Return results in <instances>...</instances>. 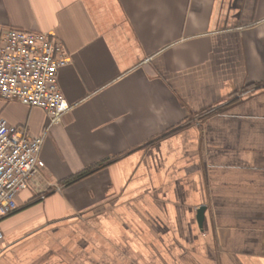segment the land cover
<instances>
[{
    "label": "crops",
    "instance_id": "obj_1",
    "mask_svg": "<svg viewBox=\"0 0 264 264\" xmlns=\"http://www.w3.org/2000/svg\"><path fill=\"white\" fill-rule=\"evenodd\" d=\"M8 28L62 43L72 107L0 264H264V0H0ZM0 118L48 124L18 101Z\"/></svg>",
    "mask_w": 264,
    "mask_h": 264
},
{
    "label": "built area",
    "instance_id": "obj_2",
    "mask_svg": "<svg viewBox=\"0 0 264 264\" xmlns=\"http://www.w3.org/2000/svg\"><path fill=\"white\" fill-rule=\"evenodd\" d=\"M69 63L62 43L49 32L8 28L1 36L0 100L40 108L48 124L43 133L31 135L26 127L0 118V219L17 211L21 191L38 185L48 130L72 107L60 93L58 81L60 69Z\"/></svg>",
    "mask_w": 264,
    "mask_h": 264
},
{
    "label": "water",
    "instance_id": "obj_3",
    "mask_svg": "<svg viewBox=\"0 0 264 264\" xmlns=\"http://www.w3.org/2000/svg\"><path fill=\"white\" fill-rule=\"evenodd\" d=\"M205 212H206V206L205 205H202L197 210V220H198L199 226L201 228L203 226V222H204V219H205Z\"/></svg>",
    "mask_w": 264,
    "mask_h": 264
},
{
    "label": "trees",
    "instance_id": "obj_4",
    "mask_svg": "<svg viewBox=\"0 0 264 264\" xmlns=\"http://www.w3.org/2000/svg\"><path fill=\"white\" fill-rule=\"evenodd\" d=\"M253 86V85H252ZM248 87H250V86H248Z\"/></svg>",
    "mask_w": 264,
    "mask_h": 264
}]
</instances>
